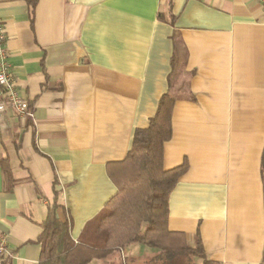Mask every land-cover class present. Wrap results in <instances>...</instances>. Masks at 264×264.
I'll use <instances>...</instances> for the list:
<instances>
[{"label":"crops","instance_id":"crops-1","mask_svg":"<svg viewBox=\"0 0 264 264\" xmlns=\"http://www.w3.org/2000/svg\"><path fill=\"white\" fill-rule=\"evenodd\" d=\"M0 0L10 73L33 117L0 120V264H39L49 206L77 242L117 189L160 98L167 229L207 261L264 264V0ZM128 246L89 264L142 261ZM197 264H201L198 260Z\"/></svg>","mask_w":264,"mask_h":264},{"label":"trees","instance_id":"trees-1","mask_svg":"<svg viewBox=\"0 0 264 264\" xmlns=\"http://www.w3.org/2000/svg\"><path fill=\"white\" fill-rule=\"evenodd\" d=\"M173 103V98L163 95L148 126L134 131L127 156L109 171L115 195L85 225L77 242L70 237V224L56 215L58 194L54 193L37 239L39 264H89L132 245L155 253L142 261L123 260L122 264H197V260L215 264L205 259L198 233L190 246L183 234L167 229L169 195L186 169L184 165L163 169V145L171 137ZM0 167L8 174L3 161ZM262 169L264 172V152Z\"/></svg>","mask_w":264,"mask_h":264},{"label":"built area","instance_id":"built-area-1","mask_svg":"<svg viewBox=\"0 0 264 264\" xmlns=\"http://www.w3.org/2000/svg\"><path fill=\"white\" fill-rule=\"evenodd\" d=\"M5 42L6 36L2 24H0V120L8 109L13 110L21 118H31L33 115L29 110V103L18 94L15 81L10 73ZM7 252L6 239L0 237V258Z\"/></svg>","mask_w":264,"mask_h":264},{"label":"rangeland","instance_id":"rangeland-1","mask_svg":"<svg viewBox=\"0 0 264 264\" xmlns=\"http://www.w3.org/2000/svg\"><path fill=\"white\" fill-rule=\"evenodd\" d=\"M141 246V248H146L145 246H142V245H140ZM150 249V248H149ZM197 262H198V260H197Z\"/></svg>","mask_w":264,"mask_h":264}]
</instances>
